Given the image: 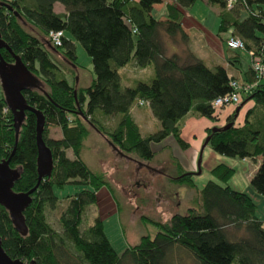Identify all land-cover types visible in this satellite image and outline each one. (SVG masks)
Here are the masks:
<instances>
[{
    "label": "trees",
    "instance_id": "trees-1",
    "mask_svg": "<svg viewBox=\"0 0 264 264\" xmlns=\"http://www.w3.org/2000/svg\"><path fill=\"white\" fill-rule=\"evenodd\" d=\"M197 1L167 2L163 20L153 14L154 5L163 0H0V37L34 75L33 85L22 92L45 116L43 138L54 161L51 173L41 180L23 211L24 228L19 229L0 204L2 245L12 258L34 260L35 264H177L172 257L182 250L194 264H264V218L257 215L256 201L250 194L214 180L199 190V209L173 215L171 221L160 224L154 237L143 236L121 254L100 217L82 227L86 208L97 203L98 191L107 186L104 173L93 171L81 157L89 125L118 154L136 153L148 162L158 152L153 150V142L168 136L183 148L189 146L182 136L186 116L218 120L212 101L233 92L232 81L240 86L257 81L252 63L246 78L239 81L226 65L209 67L190 50L185 56L166 54L164 35L188 44L183 19L185 10ZM205 1L218 7L219 35L229 32L225 38L229 49L241 50L228 46L233 36L244 42L248 53L264 54V0ZM57 2L64 6V13L55 12ZM50 30L65 31L61 46L50 41ZM75 41L82 44L93 65L94 77L88 87L70 83L56 58L58 55L78 69ZM0 53L7 63L15 61L7 48ZM228 60L240 62V55L233 53ZM132 62L138 68L154 69V77L125 85L121 69ZM242 96L241 106L254 101L243 124H235L234 111L224 125L207 128V145L231 157H261L252 185L264 196V79ZM135 106H149L161 127L144 136L131 114ZM111 117L116 121L112 129L104 122ZM49 125L60 128V138L49 136ZM9 158L10 166L20 173L13 189L27 192L34 188L39 177L36 114L25 111L16 136L14 114L2 96L0 162ZM211 172L227 183L234 168L219 163ZM170 181L195 185L192 174L183 171ZM67 184L85 188L68 196L70 203L59 217L62 231H58L49 222L47 209L58 207L55 189Z\"/></svg>",
    "mask_w": 264,
    "mask_h": 264
},
{
    "label": "rangeland",
    "instance_id": "rangeland-1",
    "mask_svg": "<svg viewBox=\"0 0 264 264\" xmlns=\"http://www.w3.org/2000/svg\"><path fill=\"white\" fill-rule=\"evenodd\" d=\"M218 13V7L204 0H198L192 7L186 9L183 22L185 26L195 31L198 38L199 32L203 33L204 39L209 41L211 47L222 56V62L219 63L228 65L226 58L238 53L242 67L246 68L251 63L250 54L244 49L233 51L227 47L225 38L229 32L219 35ZM154 14L160 19V11L157 8L154 9ZM194 39H197L195 35L192 41ZM174 40L167 41L169 49L170 45L174 44ZM75 42L80 65L78 69L58 55L56 58L62 64V70L70 83L75 81L79 87H88L92 81L91 75H94L91 58L82 44ZM140 75L143 76L144 81L149 82L155 75L154 69H148ZM4 94V86L0 78V98ZM242 103L243 101L238 106ZM140 110L146 115L145 121L140 123L143 135L157 131L161 124L151 108L142 106ZM104 122L110 129L116 125L115 117L105 119ZM48 130L51 138L61 137V130L57 126L49 125ZM89 131L81 157L93 171L104 173L107 186H103L98 191L97 203L86 208L82 227L91 225L96 217H100L109 240L120 254L129 245L137 244L143 236L154 237L161 230L160 224L171 221L173 215H185L190 208L199 209L201 204L199 190L210 180L223 185L228 184L235 190L250 194L257 203V215L264 218V196L257 193L252 185V177L261 162V157H231L220 154L210 145H206L199 167L200 152L205 140L198 143L197 151L196 144H191L192 139L186 134L187 138H184L189 143L187 148H183L173 136H168L160 142H153V150L158 152L152 160L144 162L136 153L124 156L118 154L113 145L90 125ZM68 155L73 158L72 151H69ZM219 163L234 168V174L227 183L219 181L211 172ZM181 171L192 174L194 186L170 181V177L178 176ZM84 188L85 186L78 184H67L63 188L55 189L60 201L57 208L47 209V218L58 231H62L59 217L69 206L68 196ZM172 258L177 264H194L190 255L182 250L175 251Z\"/></svg>",
    "mask_w": 264,
    "mask_h": 264
},
{
    "label": "water",
    "instance_id": "water-1",
    "mask_svg": "<svg viewBox=\"0 0 264 264\" xmlns=\"http://www.w3.org/2000/svg\"><path fill=\"white\" fill-rule=\"evenodd\" d=\"M1 48H7L13 54L15 59L13 63H7L0 53V78L4 86L6 104L14 114L16 136L19 134L21 122L24 119L26 110L34 112L37 117V165L39 177L36 186L27 192H16L13 189V186L20 176L19 171L10 166V158L0 162V204L9 210L15 225L19 229H22L24 228L23 211L31 202V195L37 189L41 180L51 173L54 161L52 152L43 138L45 116L41 110L31 106L27 102V99L22 92L24 88L33 85L34 75L23 63L20 56L14 54L11 48L0 37V49ZM24 75L30 77L28 83H25L22 80ZM232 123L227 124L224 128L227 129ZM208 141L209 137L206 138L203 147L201 148L199 167L202 160V152L204 147L208 144ZM0 264H35V261L12 258L3 248L0 235Z\"/></svg>",
    "mask_w": 264,
    "mask_h": 264
},
{
    "label": "crops",
    "instance_id": "crops-1",
    "mask_svg": "<svg viewBox=\"0 0 264 264\" xmlns=\"http://www.w3.org/2000/svg\"><path fill=\"white\" fill-rule=\"evenodd\" d=\"M172 1L173 0H163L162 3L155 4L154 8H153V14H154V9L157 8L160 11V15H161L160 19H163V20L166 19L167 12H166L165 6H166L167 2H172ZM54 10L57 13H64L65 12L64 6L59 2L54 4ZM183 21H184V19H183ZM183 28H184L185 33L189 37L188 44H183L181 42V40L179 39V37H177L173 41L174 44L170 45L171 48L169 49V44L167 43V41L169 42L170 38L167 35H164V41L166 44V54L168 56L175 54V53L180 54L181 56H185V54H184L185 51L190 50L195 55H197L202 60H204L209 67H213L216 64H221L219 62L220 61L222 62V56L220 55V53L218 51H215L211 47V44L209 43V41H206L204 39L202 32H199L200 37L198 38V36L195 34V31L191 27L185 26L184 22H183ZM194 35L197 37V39H194L192 41V38L194 37ZM179 41L181 44H179ZM193 42H196V43H193ZM226 60H228V57L226 58ZM226 66L230 72V75L236 77L239 81H241V80L246 78L245 72L249 68L250 63L247 65L246 68H243L241 65V58H240V62L236 61L233 64L229 63V60H228V65H226ZM146 70H148V68H146V69L138 68L135 65V62H132L129 65L123 67L121 69V73H122L123 78H124V80H123L124 84L125 85H131L135 80H137L139 78L143 79V76L140 74L141 73L143 74ZM137 74H139V75H137ZM93 76L94 75H91L92 79H93ZM149 76H151V74H149ZM253 105H254V101H249L245 105H243V106L240 105L239 107L235 106V105L227 106L217 113L218 120H216V121H212L206 117H195V116L188 115L184 119V125L182 127V136L187 138L186 134H188L190 136V138L192 139L190 141V143L191 144L195 143L196 144L195 149L198 151L199 144L201 142H203L207 136V131H206L207 128L212 127V126L224 125L227 122L228 117L234 111H236L235 124L241 125L244 122L247 110L250 109L251 107H253ZM141 107L142 106H135L131 110V114H132L134 120L139 124L140 128H141L140 123L144 122L145 121L144 119L146 118V115L143 114L144 112L140 110ZM145 126H146V128H148L147 124H145ZM141 132L143 134L142 128H141Z\"/></svg>",
    "mask_w": 264,
    "mask_h": 264
},
{
    "label": "built area",
    "instance_id": "built-area-1",
    "mask_svg": "<svg viewBox=\"0 0 264 264\" xmlns=\"http://www.w3.org/2000/svg\"><path fill=\"white\" fill-rule=\"evenodd\" d=\"M230 2L232 0H229ZM65 35L64 30H50L49 31V39L55 46H61L62 45V38ZM228 46L233 49H244L245 45L244 42L236 37L230 36L228 39ZM252 60V66L257 74V81H255L252 84L246 85V86H240V84L237 81H232L231 85L234 89L233 92L227 93L223 96H219L215 98L212 101L213 108L217 110H221L222 108H225L230 105L238 106L243 99L242 94L244 92H250L257 84L258 81L261 79H264V54L261 56H255V53L253 51L249 52Z\"/></svg>",
    "mask_w": 264,
    "mask_h": 264
},
{
    "label": "flooded vegetation",
    "instance_id": "flooded-vegetation-1",
    "mask_svg": "<svg viewBox=\"0 0 264 264\" xmlns=\"http://www.w3.org/2000/svg\"><path fill=\"white\" fill-rule=\"evenodd\" d=\"M22 80H23L25 83H28V82L30 81V77L27 76V75H24Z\"/></svg>",
    "mask_w": 264,
    "mask_h": 264
}]
</instances>
